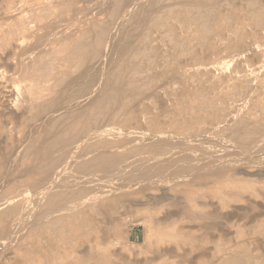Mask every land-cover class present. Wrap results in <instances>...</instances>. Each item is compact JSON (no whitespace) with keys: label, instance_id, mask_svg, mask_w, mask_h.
<instances>
[{"label":"rangeland","instance_id":"374dc122","mask_svg":"<svg viewBox=\"0 0 264 264\" xmlns=\"http://www.w3.org/2000/svg\"><path fill=\"white\" fill-rule=\"evenodd\" d=\"M43 1L0 0V181L2 179L0 183L4 182L2 185L0 184V205L2 204L0 213L10 208L18 209V215L13 219L14 222H10L7 226L9 228L0 232V264H47V258L51 259L50 254L53 251H59L63 255V264H264V159H262L264 151L258 152L264 142L260 141L262 138H258L260 140H257L255 147L251 146L248 150L237 144V140L231 133L233 126L242 119L249 122L248 125L254 126L264 118V67L258 62V48H256L258 44L252 45L255 50L249 49L243 52L245 57L250 58L245 62H238L237 56L229 53L221 42L222 46L217 52L202 51L197 61H193L190 57L185 58L183 64L200 62L205 66L213 65L216 67L212 70L213 76H224L230 79L216 92H205L193 97L194 101L188 104L184 110L183 98L189 97L190 93L197 89V84L189 74L187 83H185L186 80L183 81L180 78H178L179 81H175L168 77L149 90H143L138 95L128 96L122 101L127 105L125 104L126 106L121 109L119 116L112 117L111 115L103 122L104 124L98 126L100 129L96 127L93 129L95 131L91 130L90 136L86 138L88 140H85L84 146H82L86 147L89 144L93 146L99 140L108 141L110 144L106 145L104 149L93 147L92 152L88 154H85L83 147L76 149L77 151L72 150L71 155L63 158L55 170L60 172L63 169L65 172L62 170L64 173L54 174L55 180H51L49 184L44 181L48 177V173L43 171L44 162L38 163V166L32 156H25V150L31 141L39 134L44 133L53 124V121L55 122L57 116L50 119L53 114L51 112L46 115L41 114L38 109L24 110L30 85L19 76L22 67L20 53L22 49L31 47L42 38L45 42V39L58 37L60 35L57 32L59 24L65 23L67 19L75 18L74 14L80 9L87 11L89 18L92 17V14L90 15L88 11L87 0ZM49 1H53V5L57 8H53L48 18L34 29L36 32L27 38L22 46L17 47L13 41L12 32L9 30L10 27L13 28L14 21L21 17L30 19L33 14L44 10ZM62 8L68 10L63 15L60 13ZM48 23L54 25L50 27ZM75 27L74 25L70 26L71 30L67 29L66 32L68 30L74 32ZM120 32L121 34L118 36L120 44H117L119 42L116 37L115 43V39H113V42L109 41L104 46H93V53L99 54L96 63L94 62L96 64L94 68L98 72L97 83L100 86L105 84L109 72L116 68H122L123 64H128L123 56L121 46L124 37L123 31ZM92 34L94 33L92 32ZM43 47L49 51L56 49L59 45L56 42L49 43L47 40ZM117 49L120 50L116 51ZM261 55L264 56V49L261 50ZM245 57L241 60H244ZM113 59L115 61L112 62ZM236 66H240L241 73L232 72ZM103 72L104 75H102ZM238 77L242 78L238 79ZM243 78L251 81L255 89L254 92L251 91L243 95L238 101L224 100L222 102L219 100L217 105L199 110V106L204 104L207 96L217 98L219 95L220 98H223V94L237 91L236 86H232L231 83ZM211 79L209 80L211 81ZM210 81H205V84L210 85ZM98 93L99 90L93 92L91 97H95ZM86 97L83 100L82 98L75 99L71 102L64 100L58 105L56 115H59L60 111L62 116H66L69 111L74 114L80 113L79 109L82 106H85L82 109L88 106L89 100ZM63 107L64 109H62ZM74 107L78 109L75 110ZM222 107H225V113L218 112ZM198 116L203 117L201 123L197 122ZM178 122L181 123V127L175 126V123ZM105 129L109 130L101 135L100 133ZM94 132L96 134H93ZM105 133L109 135L107 136ZM99 134L101 136H98ZM26 139L28 140L26 141ZM158 140L176 145L166 153L168 155L164 154L161 157L163 160L170 157L179 158L193 155L191 163L195 165L202 163L208 165L212 163L227 164L228 167L230 165L229 175L215 179L206 177L205 171H202L203 176L196 177L194 175L196 172L193 170H187L181 172V175H177L175 171L182 161L177 162L176 166L173 165L162 176L153 178L148 181L149 183L142 182L141 184L140 182H137L139 184L130 183L125 177H114L98 172L101 173L99 175L88 169L79 170L78 165L84 160L92 158L101 148L104 152L114 151L118 156H122L131 149L132 145H150ZM229 140L234 141L233 143L237 144L239 149ZM237 150L239 151L237 152ZM246 151L249 152L250 157ZM19 152L22 153L21 156H18ZM71 156H74L73 160ZM228 157L229 159H227ZM237 157H240L241 159H238L241 161H238ZM221 159L225 162L223 163ZM226 159L229 163L226 162ZM247 161L253 162L252 166H246L244 163ZM90 172L94 173L93 176ZM87 175L89 176L86 177ZM98 178L100 179L98 180ZM56 179L59 182H56ZM87 180L90 182L87 183ZM157 181H160L159 184ZM52 182L54 183L52 184ZM67 183L72 185L73 188L68 187L74 192L82 188H93L96 194L95 199L98 201L107 197L114 199L110 201L109 206L102 208V214L95 220L99 231L89 234V237H83L81 234L71 235L70 233L38 237L35 228L40 220L44 218V220H50L53 214L58 213L69 215L79 209L76 200L71 198L64 201L60 211L40 214L42 208L47 205L48 194L56 192V189L57 192H67L69 190ZM42 188H44V192ZM42 198L44 201L41 200ZM4 201L6 202L4 203ZM108 202L106 200L101 204L106 205ZM68 205L73 208H69ZM84 211L86 212V207ZM73 221L77 222V219ZM48 233H51L49 228L47 229ZM8 234L11 235L8 236ZM28 248L33 251L31 256H28L24 261L25 250Z\"/></svg>","mask_w":264,"mask_h":264},{"label":"bare ground","instance_id":"6f19581e","mask_svg":"<svg viewBox=\"0 0 264 264\" xmlns=\"http://www.w3.org/2000/svg\"><path fill=\"white\" fill-rule=\"evenodd\" d=\"M87 1H88V11L90 15L92 14V17L89 18V14L86 13L87 11L85 12L84 10L80 9L78 12L74 14L75 18L67 19L65 23L59 24V26L57 27L58 30L56 28L57 32L60 34L58 37L55 36V38L53 37V39H45L46 41L48 40L49 43L56 42L59 45V47L53 50L46 51L43 47L46 41L44 42V40H42L44 38H42L39 41L35 42L31 47L22 49L20 53L22 67L19 76L20 79H22L23 81H25L30 85V89L26 96L27 98H26L24 110L28 111V110L38 109V111L41 114H46V115L47 113L51 112L53 114L51 116L49 115L50 119L57 116L55 122L53 121V124L51 126L49 125L50 127L48 128L45 126L47 130H45L44 133H42L41 135L39 134L38 137H36L33 141H31L25 150V156L26 157L32 156V158L34 159V161L37 163L38 166L39 164H42L44 162L43 171L48 173L47 179L45 180L43 179L45 182L49 183L51 180L55 178L54 174L57 175L58 173L62 172L63 169L60 172L55 171L57 166H59L61 160L67 156H70L72 150L77 151L76 149L83 147L84 146L83 143L85 142V140H88L86 138L90 136L91 130L100 126V124L106 121L109 116L111 115L112 117L119 116L120 112L122 111L121 109H123L124 106L127 105L126 102L125 105L122 101H124V99H126L128 96L138 95L141 92H143V90H149L150 88H153L155 85L159 84L160 82H163L168 77H170L173 80L175 79V81H179L178 78H180L183 81L186 80L185 83H187L190 76L191 79L197 84V89L194 92H191L189 97L183 98L182 105L184 110L188 104L194 101L192 98L196 97V95H200L201 93H205V92L206 93L216 92V90L220 86L223 87L229 82L230 78L228 79L224 76L223 77L213 76L212 70L216 68L213 65L205 66L203 63L200 62H196L194 64H183L185 58L188 59L190 57L193 59V61H197L198 56L202 51L209 53L217 52L222 46L221 43H223V45H225L229 53H233L234 56H237L238 62L239 61L245 62L248 61L250 58L248 56L245 57L243 55V52L249 49L255 50V48L254 49L252 48V45L257 43L258 46L256 48H258V53H257L258 62L261 63V66L264 67V56L261 55V50L264 49V0H87ZM53 4H54L53 1H49V3L45 6L44 10L33 14L32 17H30V19L29 18L25 19L21 17L19 20L14 21V24H12L13 28L10 27L9 30L12 32V38L15 44H17V47L22 46V44H24L26 39L32 36L36 32L34 29L38 28L39 25H41V22H43L48 18L53 8H57ZM67 11H68L67 9L63 10L62 8L60 13L63 15ZM48 25L51 27L54 24L48 23ZM72 25L76 26L75 27L76 30L74 32L69 31L71 30V28L69 29V27ZM67 29L69 30L66 32ZM120 31H123V36H124L122 39L123 41L121 42V46L123 48V56L127 60L126 62H128V64H123L122 68L120 69L116 68L114 71L109 72V74H107V78L105 79L104 77V79L106 80L105 84L100 86L97 83L98 72H96L97 70L95 71L94 68L96 66L94 62L96 63L99 54L95 55L93 53L92 51L93 46H104L106 43H109V41L113 42V39H115L116 37L118 38V36L121 34ZM92 32L94 34H92ZM119 39L120 38H118V42L120 41ZM116 41L117 39H115L114 43ZM117 44H120V42ZM119 50L117 49L116 51ZM116 57L118 58V56ZM244 57L245 59L241 60ZM113 61L115 60L113 59L112 62ZM103 70H105V68ZM232 72H234L235 74H239L242 71L240 69V66H236ZM102 75H104V72ZM176 75H178V77H176ZM210 78H212L211 81L209 80ZM241 78L242 77H238V79ZM205 81H210L209 82L210 85H206ZM231 85L236 86L237 91L227 92L223 94L224 95L222 96L223 98H220L219 95L217 98L207 96L205 98L204 104L199 106V110H205L206 107H213L218 104L219 100H222V102H224V100L238 101L241 97H243V95H246L251 91L252 92L255 91L253 85L251 84V81L247 78H243L242 80L236 82L234 80V83L233 84L231 83ZM97 90H99L98 95H96L95 97H91V94H93V92ZM55 92H58L59 94L57 95V93L55 94ZM85 97L86 99L89 100L87 102L88 106L85 109H82L85 106L81 105L82 108L79 109V111L81 110L80 113L74 114L69 111V113L66 116L65 115L62 116L60 115L61 112L60 111L59 115L58 114L56 115V113L58 112L56 109L59 108L58 105L61 104L64 100L67 102H71L74 101L75 99L80 100L81 98L83 100V98ZM86 99L85 102L87 101ZM151 99L150 101H152ZM77 107L80 108L79 106ZM62 109H64V107ZM77 109L75 108V110ZM224 111H225V107H222L221 109H219L218 112L223 113ZM66 112H68V110ZM128 115L130 116V114ZM43 117H45V115H43ZM198 117L199 118H197V122L201 123L203 117L201 116ZM47 119H49V117ZM248 124L249 122L245 121L244 119L240 120L238 123H236L233 126V128L231 129V133L233 137L237 140V144H240L243 146V148L249 150L251 146L255 147L257 140L258 141L260 140L258 138H262L260 141L264 142V118L263 121L261 120L255 123L254 126H250ZM175 126L181 127V123L180 122L175 123ZM98 128L100 129V127ZM107 130L109 129H105L104 131L99 133L102 135V133L105 131L107 132ZM93 134H96V132H94ZM100 134L98 136H101ZM131 134L133 135L132 132ZM165 137L167 136L165 135ZM214 138L212 139L214 140ZM28 139H26V141ZM233 142L234 141H232V144H234ZM109 144L110 143H108V141L99 140L93 146L89 144L86 145V147H83V151H85V154H88L92 152L93 147L94 148L102 147L104 149V147ZM237 144L234 145L237 146ZM175 146H176L175 144H170L168 142L158 140L150 145H140V146L132 145L131 149L122 156H118L117 152L114 151L113 152L108 151V153L104 152L102 151L101 148V150H99L96 154H94L92 158L90 157V159L87 161L84 160V162H81L78 165V167L79 170L88 169L89 171L97 172V173L101 172L109 176L111 175L114 177H125L128 179L130 183H134V184L137 182H140L141 184L142 182L144 183L151 181L155 177L162 176L173 165L176 166L175 164L179 161L180 162L182 161V164L179 165L175 171V174L177 175L187 170L195 171L196 173L194 175H196V177L203 176L202 171H205L204 174L206 177L215 178V179L229 175L230 165L229 167L227 164L217 165L218 163L217 164L212 163L214 165L212 164L208 165L207 163H202L201 165L199 164L195 165L191 163L193 155H188L179 158L170 157L169 159L163 160L161 157L164 154L170 152V150ZM128 147H129V143H128ZM238 147L239 146H237V148ZM112 150H114V148H112ZM238 151L239 150H237V152ZM263 151H264V145H262V147L258 149L259 153ZM20 152L18 156H21L22 153ZM248 153L249 152H247V154ZM72 157L74 158V156H71V158ZM238 158L241 159L240 157H237V159ZM227 159H229V157ZM227 159L226 162H228ZM239 159L238 161H241ZM221 161L223 162V159H221ZM198 163H200V161ZM252 163L253 162L247 161L244 164L249 167L252 166ZM90 174L92 173L90 172ZM88 176L89 175H87L86 177ZM99 179L100 178H98V180ZM56 182L59 181L57 180ZM88 182L90 181L87 180V183ZM3 183L4 182H2V184ZM53 183L54 182H52V184ZM67 184H68L67 187L70 186L71 188H73L72 185H69V183ZM85 185L84 187H86ZM44 188H42L43 190L42 189L40 190L44 192ZM30 195L32 197V194ZM71 198L76 200L77 203L76 205L79 207V209L78 210L76 209L77 210L76 212H73L69 215H63L59 213L53 214L50 220H44L45 218L43 219L41 216L43 220H40V223L35 228V233L38 234V237L40 238L48 237L49 234L54 236L56 235V233H62V234L70 233L71 235L81 234V236L83 237H89V234L93 232H97V230L99 231L98 227H96L95 225L96 222L95 220H97V217L100 214H102V208L109 206L110 201L114 200L113 198L110 197L104 198L99 201L96 200L95 199L96 194L94 193L93 188H84V189L82 188L79 189L77 192H74L73 190L70 189L67 192H62V191L57 192L56 189V192H50L48 194L47 205L42 208L40 214L44 215L49 212L55 213L57 211H60L62 209V205H64V201L66 199H71ZM41 200L44 201L43 198ZM106 200H108L109 202L106 205H102L101 203H103ZM5 202L6 201H4V203ZM85 207H86V212L84 211ZM69 208L72 209L73 207L69 206ZM17 210L18 209L10 208L0 213V232L2 230H5L6 228H9L7 227L9 223L10 222L12 223L13 219L16 217V215H18ZM74 219H77V222H74L73 221ZM18 222L19 221H17V223ZM48 228L50 229L51 233L47 234ZM9 235L11 234H8V236ZM25 251H26L25 252L26 257L24 258V261L28 256H31L33 250L28 248ZM62 256L63 255L59 251H53L50 254L51 259L48 260L47 258V264H63Z\"/></svg>","mask_w":264,"mask_h":264}]
</instances>
